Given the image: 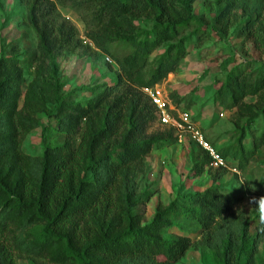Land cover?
Masks as SVG:
<instances>
[{"label":"trees","instance_id":"obj_1","mask_svg":"<svg viewBox=\"0 0 264 264\" xmlns=\"http://www.w3.org/2000/svg\"><path fill=\"white\" fill-rule=\"evenodd\" d=\"M69 1L86 37L110 54L124 80L101 83L84 99L64 92L51 55L79 47L76 29L51 0H20L36 54L27 80L26 49L0 48V264H16L12 247L24 244L22 232L34 224L39 231L24 247L51 263L173 264L191 244L183 233L226 223L245 190L217 183L224 167H216L212 184L177 191L145 221L136 208L145 201L138 182L147 157L176 139L171 128L150 131L157 116L140 88L173 72L187 46L207 34L225 42L237 30L264 51V0H213L208 23L193 13L195 0ZM252 64L226 69L212 93L214 107L234 113L232 141L215 150L242 173L264 144V62ZM37 126L45 140L33 156L21 142ZM191 163L199 176L211 157L202 149ZM244 180L251 190L264 185V173L255 184L251 174ZM235 226L221 239L217 264H264L255 254L264 206Z\"/></svg>","mask_w":264,"mask_h":264},{"label":"rangeland","instance_id":"obj_2","mask_svg":"<svg viewBox=\"0 0 264 264\" xmlns=\"http://www.w3.org/2000/svg\"><path fill=\"white\" fill-rule=\"evenodd\" d=\"M57 13L69 20L76 29V35L81 44L73 52H57L51 55L57 78L63 83V91L70 92L72 97L84 99L94 90H99L101 83L112 84L116 80L123 81L119 65L107 52L97 48L86 37L85 27L80 17L71 8L69 0H51ZM213 0H195L193 13L203 23H208L214 12ZM24 6L20 0H0V48L12 43L19 51L26 49L27 80L32 76L36 54V35L24 22ZM264 14V9L261 10ZM261 17V16H260ZM258 21V20H257ZM236 24V23H235ZM209 30L207 29V33ZM229 39L225 42L217 40L213 35L190 43L184 57L173 72L168 73L155 85L162 88L172 104L184 107L191 117L194 126L202 133L204 139L214 149L232 141L234 128V113L212 105V93L215 83L225 73L226 69L236 64L253 63V66L264 62V51L256 47L246 36L237 30L229 31ZM231 59V62L227 63ZM226 64V67H224ZM87 90H79L80 87ZM89 89V90H88ZM42 125L45 118L41 117ZM168 127L156 119L150 131L161 132ZM45 130L37 126L30 130L22 139L21 149L29 155H39ZM202 152L201 147L187 134L181 143L173 141L170 145L153 149L147 157V167L138 182V191H143L145 201L137 206V211L148 221L155 212L157 205L167 204L177 191L192 187L193 191L201 190V186L213 183L212 175L216 167L210 164L199 176H193L191 154ZM220 180L217 183L228 185L243 191L244 195L234 205L230 220L210 230L199 226H191V232L183 233L191 240L184 255L173 264H217V251L221 239L228 231L235 229L237 220L251 218V212L258 206H264V185L251 190L245 188L244 178L251 174L252 183H256L264 173V144L255 150L249 160L246 172L238 171L231 162H227ZM40 224L28 226L22 233L23 243L19 248L12 247L16 264H56L35 255L24 247L29 246L34 234L39 231ZM4 242V240H3ZM257 261L264 262V238L259 242L256 251Z\"/></svg>","mask_w":264,"mask_h":264},{"label":"built area","instance_id":"obj_3","mask_svg":"<svg viewBox=\"0 0 264 264\" xmlns=\"http://www.w3.org/2000/svg\"><path fill=\"white\" fill-rule=\"evenodd\" d=\"M140 90L148 97L154 106L157 119L162 125L173 130L174 137L181 143L187 134L202 149L207 151L211 157V165L215 167H225L224 159L206 141L202 133L194 126L189 112L182 106L172 104L168 94L159 86H142Z\"/></svg>","mask_w":264,"mask_h":264}]
</instances>
